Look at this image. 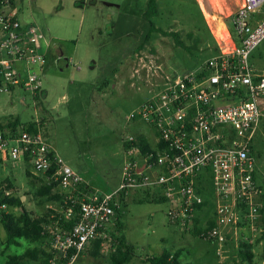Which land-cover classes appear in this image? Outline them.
<instances>
[{
  "label": "rangeland",
  "instance_id": "1",
  "mask_svg": "<svg viewBox=\"0 0 264 264\" xmlns=\"http://www.w3.org/2000/svg\"><path fill=\"white\" fill-rule=\"evenodd\" d=\"M148 1L19 3L24 9L20 15L22 22L37 24L43 34L46 57L40 72L42 86L34 92L22 86L10 93L1 92L0 120L19 117L29 122L40 118L44 133L62 160L103 192H111L121 183L127 137H147L149 141L154 137L144 119L129 120L130 114L164 87L167 80L197 69L210 56L233 47L236 40L232 20L241 0H158L159 15L151 18L156 28L178 31L189 49L163 31H149V23L143 18ZM150 32V39L145 42ZM250 61L264 75V40ZM254 151L258 158V183L264 184V116ZM1 168L2 188L9 178L18 194L28 192L23 195L27 209L34 216L41 214L44 204L34 195L38 183L32 172H26L32 169L31 165L8 163L7 168ZM262 189L259 225L263 231ZM125 205L120 218L127 242L134 246L129 264H150L146 256L165 249L181 250L180 264H234L241 260L239 249L247 241L239 245L230 242L219 250L210 240L171 223L166 201L132 195ZM214 210V206H208L201 216L205 218ZM262 231L253 242H247L253 245L255 253L252 264H264ZM112 244L113 241L104 240L98 255L90 245L77 264H111ZM49 245L46 240L22 239L19 245L7 246L6 231L0 223V264H13L12 256L19 255L25 256V264H42L43 250L50 251ZM27 251L38 259L26 255Z\"/></svg>",
  "mask_w": 264,
  "mask_h": 264
},
{
  "label": "built area",
  "instance_id": "2",
  "mask_svg": "<svg viewBox=\"0 0 264 264\" xmlns=\"http://www.w3.org/2000/svg\"><path fill=\"white\" fill-rule=\"evenodd\" d=\"M20 1L0 0V93L17 86L34 92L42 86L43 34L37 24L22 22ZM232 21L233 47L210 56L197 69L166 79L164 87L130 114L129 120L144 119L154 137H144L151 144L147 151L139 138L127 137L121 183L111 192L91 186L62 160L40 118L31 121L37 125L33 129L30 121H22L0 130V166L29 164L37 185L57 182L61 193L46 204L54 210L45 224L52 253L47 264H77L96 239H103L102 246L111 240L108 230L116 208L132 195L163 198L169 203V221L191 232L206 200L199 181L206 179L215 225L199 236L221 250L230 242H253L262 231L263 189L255 178L254 139L264 116V75L250 59L264 40V0H241ZM13 192L0 185L1 197ZM1 208L9 211L7 203ZM76 215L79 219L67 227Z\"/></svg>",
  "mask_w": 264,
  "mask_h": 264
},
{
  "label": "trees",
  "instance_id": "3",
  "mask_svg": "<svg viewBox=\"0 0 264 264\" xmlns=\"http://www.w3.org/2000/svg\"><path fill=\"white\" fill-rule=\"evenodd\" d=\"M159 15V2L158 0H149L148 1V7L146 11L144 12V17L151 21V18L154 16ZM160 30V28H156L153 21L150 22V29L149 31H155ZM163 31L166 35H171L175 38V41L178 45L188 48L184 44V42L179 38V32L178 31ZM151 32L148 33L145 37V42H147L150 39ZM32 121V120H31ZM27 125L30 126V128H36V123L31 122ZM23 122L20 120L19 117H16L15 119H10L8 121L0 120V130L2 131L5 127H13L16 128L18 125L22 124ZM257 137V136H256ZM141 149L143 151L150 150L151 144L145 140L144 137L139 138ZM255 140V139H254ZM126 145V143H125ZM255 152V151H254ZM0 166V170H1ZM26 172L31 174L30 170H27ZM258 174L259 169L255 172V178L258 181ZM7 184L6 187L3 189H13V185L9 178L6 179ZM34 182V181H33ZM200 192L204 194L206 200L205 202L199 206L198 208V216L195 220V227L191 231V233L195 236H199V234L206 228H210L215 225V218L213 217V213L205 216H201V213L204 211V209H207L209 206H214L215 204L212 201L213 193L211 190V186L209 184V179L206 180H200ZM204 182V183H203ZM36 183V182H35ZM2 185V184H1ZM261 187L264 188V184H260ZM36 186V192L35 196H38L39 202L44 204V211L34 216L25 206L24 201L22 200L23 195H28V192H25L23 194H18L15 190L14 192L6 197H1L0 195V223L3 225L5 231H6V244L9 245H19L20 240L25 239L29 242H36L40 240H49L48 239V230L45 227V224H48L51 220L50 215L52 212H54L53 209L47 208L45 205L55 199L61 198V193L57 189V182H54L52 184H45V185H35ZM264 195V194H263ZM150 197V194L147 193L145 197ZM152 201H164L163 198H151ZM263 200V197H262ZM7 203L9 205V211L6 209L1 208V204ZM125 201L122 203V206L119 208H116V215L114 217V225L108 230L109 237L111 238V241H113L112 246L113 249V256H112V263L111 264H129L132 260V256L134 255V246L129 244L126 239L125 231L123 222L121 220V209L125 205ZM213 204V205H212ZM215 211V210H214ZM33 215V216H32ZM79 219V216L76 215L75 217L71 218V220L68 222L67 227H71L77 220ZM204 224H207V227L204 226ZM263 226V224H262ZM262 237L264 238V226L262 231ZM48 242V241H47ZM102 242L103 239L99 238L96 239L93 244L91 245L93 247V253L95 255H98L102 249ZM26 255H30L35 259H38V256L31 251H27ZM239 255L241 257V260L238 262H235L234 264H252L254 261L255 253L253 251V245L247 242H242L240 249H239ZM52 256V253L49 251L43 250V258L41 260L42 264H47L49 258ZM180 256H181V250H177L174 252L169 251L168 249L163 250L160 254H154V255H147L146 259L150 264H180ZM13 264H25V256L19 255V256H12ZM29 264V263H28Z\"/></svg>",
  "mask_w": 264,
  "mask_h": 264
},
{
  "label": "crops",
  "instance_id": "4",
  "mask_svg": "<svg viewBox=\"0 0 264 264\" xmlns=\"http://www.w3.org/2000/svg\"><path fill=\"white\" fill-rule=\"evenodd\" d=\"M21 13L23 14L24 13V9H23V7H21L20 6V15H21ZM144 14V13H143ZM144 19H145V21H147L148 23H149V29H150V22L152 21V19H151V21L150 20H148V19H146L145 17H143ZM25 23H28V22H25ZM147 29V28H146ZM253 65V67L255 68V66H254V64H252ZM255 70H256V68H255ZM257 71V70H256ZM258 72V71H257ZM137 73V72H136ZM259 73V72H258ZM259 74H262V73H259ZM263 107H264V103H263ZM49 123H50V120H49ZM59 155V154H58ZM60 156V155H59ZM115 190V189H114Z\"/></svg>",
  "mask_w": 264,
  "mask_h": 264
},
{
  "label": "bare ground",
  "instance_id": "5",
  "mask_svg": "<svg viewBox=\"0 0 264 264\" xmlns=\"http://www.w3.org/2000/svg\"><path fill=\"white\" fill-rule=\"evenodd\" d=\"M203 3H204V1H203ZM222 4V3H221ZM204 5V4H203ZM212 22V21H211ZM225 31V30H224ZM219 33H220V31H219ZM223 34H224V32H223ZM226 35H227V33H226ZM223 40V39H222Z\"/></svg>",
  "mask_w": 264,
  "mask_h": 264
},
{
  "label": "water",
  "instance_id": "6",
  "mask_svg": "<svg viewBox=\"0 0 264 264\" xmlns=\"http://www.w3.org/2000/svg\"><path fill=\"white\" fill-rule=\"evenodd\" d=\"M25 198H26V196H23V197H22V200H24Z\"/></svg>",
  "mask_w": 264,
  "mask_h": 264
}]
</instances>
